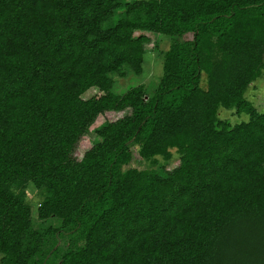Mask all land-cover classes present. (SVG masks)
I'll return each mask as SVG.
<instances>
[{
    "label": "trees",
    "instance_id": "16d2710c",
    "mask_svg": "<svg viewBox=\"0 0 264 264\" xmlns=\"http://www.w3.org/2000/svg\"><path fill=\"white\" fill-rule=\"evenodd\" d=\"M263 78L264 0H0V264H264Z\"/></svg>",
    "mask_w": 264,
    "mask_h": 264
},
{
    "label": "rangeland",
    "instance_id": "374dc122",
    "mask_svg": "<svg viewBox=\"0 0 264 264\" xmlns=\"http://www.w3.org/2000/svg\"><path fill=\"white\" fill-rule=\"evenodd\" d=\"M138 34L139 32H135ZM147 35L150 37V42L145 45L146 51L144 54V61H143V68L142 73L135 74L132 71H126L125 76H119L117 74L112 75V78L114 80V90L115 92H124L128 86L133 84H144L147 85L149 82H152L154 77L160 76L163 72V56L165 51L168 49V46L170 44V37L167 35H163L160 33H152L149 32ZM189 40L191 39V34L186 33L181 37V40ZM202 85L205 86L204 81L202 82ZM246 96L249 100H251L256 107H258V110L264 109V78L260 79L256 82H254L253 85H251L247 91ZM224 112H228L226 110H222V114ZM129 109H124L121 111H108L100 115L96 121L95 124L98 125L101 122L107 120V121H114L126 114H129ZM229 117L232 120H239L241 118H245V115H237V114H231L229 113ZM241 117V118H240ZM92 145L91 136L85 135L82 138H80L79 142L77 143L74 156L76 158H81L83 153L90 148ZM178 157L177 154L174 153V157L169 160V162L166 164L167 169H172L173 167L178 165ZM163 160L159 159V163H162ZM130 167H137V168H146L147 165L143 161L140 160V158L137 156L136 153L133 155V159L130 162ZM27 198L32 199L33 201V210H35V206H37V203L35 202L37 200V197L35 196V191L32 187H29L27 189ZM1 257V255H0Z\"/></svg>",
    "mask_w": 264,
    "mask_h": 264
}]
</instances>
